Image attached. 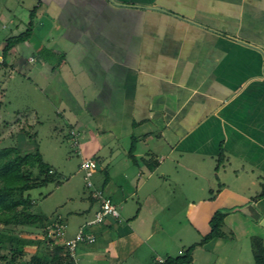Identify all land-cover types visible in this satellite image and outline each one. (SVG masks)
I'll list each match as a JSON object with an SVG mask.
<instances>
[{"label":"crops","instance_id":"crops-1","mask_svg":"<svg viewBox=\"0 0 264 264\" xmlns=\"http://www.w3.org/2000/svg\"><path fill=\"white\" fill-rule=\"evenodd\" d=\"M30 26L24 42L40 40L42 66L66 77L78 108L67 119L80 160L97 162L95 188L120 213L85 227L96 240L77 264L184 252L172 254V223L156 212L165 208L182 211L176 225L199 242L217 210L230 211L224 223L241 213L233 221L264 240L260 221L231 211L252 203L264 217V0H0L5 46ZM24 42L0 54L3 65Z\"/></svg>","mask_w":264,"mask_h":264},{"label":"rangeland","instance_id":"rangeland-1","mask_svg":"<svg viewBox=\"0 0 264 264\" xmlns=\"http://www.w3.org/2000/svg\"><path fill=\"white\" fill-rule=\"evenodd\" d=\"M7 36L0 31V54L4 53L3 41ZM34 40L40 41L32 38L33 42ZM32 41L24 42L17 46V50L12 51L14 66L3 65V61H0V146H18L23 152H34L38 146L45 162L55 169L58 181L31 190L34 199L33 210L46 214L50 222L62 217L68 226L67 237L71 234L74 237L90 220L89 218H95L97 208V203L91 211L86 208L89 205L88 197L92 193V188L86 186L84 171L80 169L78 147L72 143L70 134L72 130L67 119L70 108L77 111L78 108L68 91L66 77L51 74V66H42L39 53ZM30 56L33 60H30ZM41 69L45 70L42 75L48 86L44 84L45 80L42 77L41 79L39 74L34 73L35 70ZM103 176L102 169L98 167L92 177L95 187ZM166 210L165 208L156 212H160L163 221L169 219L172 223L166 231L177 237L172 245L173 255L183 246L186 250L196 244L194 260L190 264H255L249 233L253 234L252 239L261 236L259 233L256 234L257 231H251L250 226L247 228L242 225L241 220L236 219L242 218L241 213L236 212V216H232L228 223H223L221 227L223 234L220 239L213 238L204 244H198L200 237L197 236L196 229L176 225L178 219H184L183 212L172 210V213H177L175 217ZM233 217H236L235 221ZM84 230L87 232L86 228ZM18 232L29 237L43 236L42 230L38 228L23 227ZM178 238H185V245L180 243ZM216 240H219L218 246L212 247ZM44 244L41 249L45 247ZM84 245L87 244L79 243L76 249L77 258L85 251ZM28 249L31 254L36 250V246H30ZM159 253L166 256L165 251ZM81 264H85V261ZM95 264L110 262L100 261Z\"/></svg>","mask_w":264,"mask_h":264},{"label":"trees","instance_id":"trees-1","mask_svg":"<svg viewBox=\"0 0 264 264\" xmlns=\"http://www.w3.org/2000/svg\"><path fill=\"white\" fill-rule=\"evenodd\" d=\"M31 34L32 26L24 33L10 37L4 54ZM56 175L55 169L45 162L38 146L34 152H23L18 146H0V264H77L68 247L49 234L54 222H50L46 214L33 210L31 190L58 181ZM226 213L223 210L214 213L209 233L198 244L222 237L221 227ZM23 227L41 229L43 236H23L18 232ZM255 238L252 239L255 264H264V240ZM43 244L45 247L41 249ZM30 246H36L31 254ZM195 247L196 244H193L182 254L166 256L163 262L156 261L155 264H190Z\"/></svg>","mask_w":264,"mask_h":264},{"label":"built area","instance_id":"built-area-1","mask_svg":"<svg viewBox=\"0 0 264 264\" xmlns=\"http://www.w3.org/2000/svg\"><path fill=\"white\" fill-rule=\"evenodd\" d=\"M30 60H33V58L31 57ZM71 137L73 145L78 147V134L72 130ZM80 169L84 171L86 186L90 189L92 188V195L99 201L100 209L96 212L95 218L92 221L86 223V225L79 230L77 235L70 240H64L68 226L63 221L55 222L54 224H52L49 231L50 235L59 238L60 241L62 240L61 243L65 244L68 247L71 256L76 260V262V249L79 243H94L96 240L93 233L88 231L86 232L84 230L85 227L101 223L107 216L120 219V213L117 206L112 202L111 199L106 197L101 190L96 189L94 186L92 177L94 175V172L97 170V162L91 158H83L80 163ZM164 260V258L158 259L159 262H163Z\"/></svg>","mask_w":264,"mask_h":264},{"label":"water","instance_id":"water-1","mask_svg":"<svg viewBox=\"0 0 264 264\" xmlns=\"http://www.w3.org/2000/svg\"><path fill=\"white\" fill-rule=\"evenodd\" d=\"M231 211H240L244 213L245 215L251 217L252 219L260 221V224L264 227V217H262V213L252 203L245 205L241 208L233 209ZM227 212H230V211H227Z\"/></svg>","mask_w":264,"mask_h":264}]
</instances>
